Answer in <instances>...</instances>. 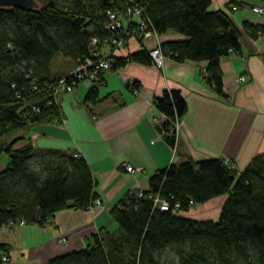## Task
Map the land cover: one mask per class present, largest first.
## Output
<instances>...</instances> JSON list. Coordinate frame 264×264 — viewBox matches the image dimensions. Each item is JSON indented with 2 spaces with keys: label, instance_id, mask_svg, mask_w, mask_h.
Returning <instances> with one entry per match:
<instances>
[{
  "label": "trees",
  "instance_id": "16d2710c",
  "mask_svg": "<svg viewBox=\"0 0 264 264\" xmlns=\"http://www.w3.org/2000/svg\"><path fill=\"white\" fill-rule=\"evenodd\" d=\"M36 1V9L0 8V137L60 121L53 95L39 89L58 78L51 77L52 58L57 53L73 61L86 56L90 38L101 36L105 10L112 8L121 15L125 3ZM135 1L156 33L182 36L162 42V51L178 62L205 61L204 79L218 95L224 96L221 58L240 52L246 35L264 31L260 24L235 23L231 6L237 0H228L225 8L216 10H210L211 0ZM129 62L148 65L152 59L142 47L114 57L111 71ZM103 80L87 90L84 103L100 100ZM32 82L39 88L33 90ZM126 86L137 91L140 83L133 80ZM153 104L165 116L158 131L174 147V131L165 132L184 116L186 101L180 90L170 89L155 96ZM1 153L7 162L0 170V226L21 219L44 226L54 213L87 209L97 198L91 169L77 153L36 149L29 133L0 145ZM141 192V196L138 191L127 192L109 209L113 230L99 229L83 247L46 264H264V154L256 155L241 171L221 158L186 156L151 174L148 189ZM224 194L215 220L179 214ZM156 197L167 202V210L154 204ZM0 250H5L4 244Z\"/></svg>",
  "mask_w": 264,
  "mask_h": 264
},
{
  "label": "crops",
  "instance_id": "0c3cea01",
  "mask_svg": "<svg viewBox=\"0 0 264 264\" xmlns=\"http://www.w3.org/2000/svg\"><path fill=\"white\" fill-rule=\"evenodd\" d=\"M215 1L218 6L213 10L228 2ZM232 16L237 25L247 21L264 26V17L246 6L233 11ZM181 38L174 32L161 35L162 42ZM141 48V43L131 38L116 56L124 57ZM75 62L72 60L66 73L51 77L67 75ZM205 65V61L178 62L171 58L160 67L129 62L105 74L97 103L83 102L87 92L83 87L57 99L60 121L30 127L33 147L81 155L94 176V190L103 207L60 210L44 226H0V244L5 245L0 254L7 255V264H46L52 257L83 247L87 237L99 229L113 230L109 209L127 192L147 190L151 174L186 156L194 160L221 158L241 171L256 155L264 154V31L253 37L246 35L240 52L221 58L224 96L206 83ZM238 76L245 80L238 82ZM133 80L140 83L137 91L126 86ZM170 89L180 90L187 106L174 130V147L158 131L165 117L153 104L155 96ZM27 130L20 132L26 134ZM6 162L1 153L0 170ZM123 163L136 170L127 172ZM226 197L211 198L198 205V211L192 212V207L179 214L215 220Z\"/></svg>",
  "mask_w": 264,
  "mask_h": 264
},
{
  "label": "built area",
  "instance_id": "2783aa9c",
  "mask_svg": "<svg viewBox=\"0 0 264 264\" xmlns=\"http://www.w3.org/2000/svg\"><path fill=\"white\" fill-rule=\"evenodd\" d=\"M124 2V9L121 15L112 8L105 10L106 21L103 25L101 36H92L90 38L88 54L83 58L77 59L74 67L67 75L58 77L53 83L44 82L41 88L38 87V83L32 82L33 90L39 88L40 91H50L56 104H58L57 99L59 97L70 95L76 87H83L88 90L97 80L101 78L105 80V74L111 71L113 58L117 57L118 50L125 47L131 38L137 39L141 43V47L148 50L152 63L157 67L162 66L166 58H171L170 53L166 54L162 51L161 35L150 27L149 19L144 18L143 12L136 1L124 0ZM241 6L249 7L253 14L264 17V2L262 1L237 0L232 4L231 10L236 11ZM236 80L243 82L245 79L243 76H238ZM33 110L36 113L39 112L37 107H33ZM178 122L179 120L165 133L170 135L177 127ZM123 167L129 173H133L136 170L127 163H123ZM141 194L142 192L138 191L137 195L141 196ZM192 203L190 201V204ZM154 204L161 210L168 209L167 202L159 197L154 198ZM99 206L103 207V203L97 197L88 208ZM15 224L24 225L26 223L21 219L15 223L10 222L8 225L12 226ZM61 240L66 241V238ZM0 261L3 264H7V255L0 254Z\"/></svg>",
  "mask_w": 264,
  "mask_h": 264
},
{
  "label": "rangeland",
  "instance_id": "374dc122",
  "mask_svg": "<svg viewBox=\"0 0 264 264\" xmlns=\"http://www.w3.org/2000/svg\"><path fill=\"white\" fill-rule=\"evenodd\" d=\"M215 6H218V4L214 0L213 3L210 5V10H213L212 8H214ZM221 8H225V5L223 4L221 6ZM232 14H233V12H232ZM71 64H72V60L70 58L63 56L60 53H57L51 60L50 72L52 75H58V74L66 73L68 71L69 67L71 66ZM29 132L30 131L28 129L26 134H28ZM22 134H23V132H20V130H17L15 132H13L11 135L0 137V145H5L9 141H11L14 137L22 135ZM29 135L31 136V133ZM197 207H198V205H196V207L194 206V208L190 209V210L192 212H196V211H198Z\"/></svg>",
  "mask_w": 264,
  "mask_h": 264
},
{
  "label": "water",
  "instance_id": "95a60500",
  "mask_svg": "<svg viewBox=\"0 0 264 264\" xmlns=\"http://www.w3.org/2000/svg\"><path fill=\"white\" fill-rule=\"evenodd\" d=\"M19 7L21 9H36L39 3L36 0H0V8Z\"/></svg>",
  "mask_w": 264,
  "mask_h": 264
}]
</instances>
